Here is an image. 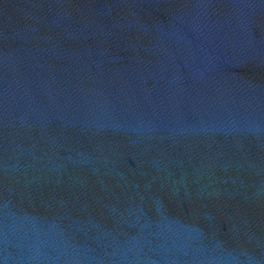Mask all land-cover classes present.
Here are the masks:
<instances>
[{
  "label": "water",
  "instance_id": "obj_1",
  "mask_svg": "<svg viewBox=\"0 0 264 264\" xmlns=\"http://www.w3.org/2000/svg\"><path fill=\"white\" fill-rule=\"evenodd\" d=\"M0 264H264V0H0Z\"/></svg>",
  "mask_w": 264,
  "mask_h": 264
}]
</instances>
